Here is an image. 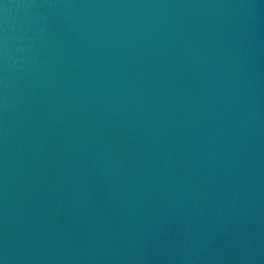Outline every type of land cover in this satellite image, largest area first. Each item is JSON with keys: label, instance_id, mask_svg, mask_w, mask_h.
Returning <instances> with one entry per match:
<instances>
[{"label": "water", "instance_id": "1", "mask_svg": "<svg viewBox=\"0 0 264 264\" xmlns=\"http://www.w3.org/2000/svg\"><path fill=\"white\" fill-rule=\"evenodd\" d=\"M0 264H264V0H0Z\"/></svg>", "mask_w": 264, "mask_h": 264}]
</instances>
